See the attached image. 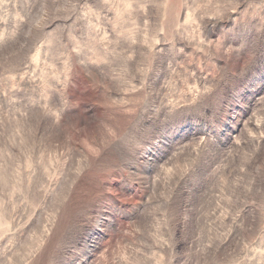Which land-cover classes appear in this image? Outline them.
I'll return each instance as SVG.
<instances>
[{
    "label": "rangeland",
    "instance_id": "rangeland-1",
    "mask_svg": "<svg viewBox=\"0 0 264 264\" xmlns=\"http://www.w3.org/2000/svg\"><path fill=\"white\" fill-rule=\"evenodd\" d=\"M0 264H264V0H0Z\"/></svg>",
    "mask_w": 264,
    "mask_h": 264
}]
</instances>
